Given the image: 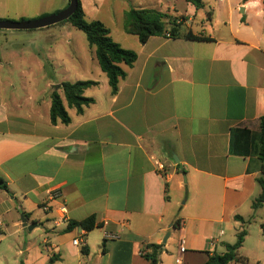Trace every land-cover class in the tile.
I'll return each mask as SVG.
<instances>
[{"label":"crops","instance_id":"0c3cea01","mask_svg":"<svg viewBox=\"0 0 264 264\" xmlns=\"http://www.w3.org/2000/svg\"><path fill=\"white\" fill-rule=\"evenodd\" d=\"M44 2L0 0V20L39 19L69 5L60 0L64 7L46 10ZM203 3H189L192 15L178 12L182 36L119 43L138 58L124 67L116 95L93 51L98 66L74 71L77 81L98 83L84 94L95 102L78 113L59 90L68 125L51 122L53 90L70 82L66 75L48 79L46 62L58 61L52 51L31 52L37 74L11 70L29 45L0 55V178L8 188L0 186V264H149L143 254L152 245L162 246L159 264H205L244 230L239 256L264 264V205L253 208L262 194L261 163L230 150L235 129L257 134L264 116V2ZM155 6L141 9L177 11ZM189 32L204 40L184 38ZM4 65L10 70L2 74ZM185 176L192 197L181 203L174 193L184 189ZM54 189L62 198L49 202ZM47 202L49 213L41 209ZM62 204L68 221L55 226ZM91 216L102 242L91 239L94 230L71 226ZM104 230L120 239L105 241ZM83 231L85 243L73 245Z\"/></svg>","mask_w":264,"mask_h":264},{"label":"trees","instance_id":"16d2710c","mask_svg":"<svg viewBox=\"0 0 264 264\" xmlns=\"http://www.w3.org/2000/svg\"><path fill=\"white\" fill-rule=\"evenodd\" d=\"M197 9L204 7L203 0H186ZM264 2V0H263ZM69 23L82 31L91 47L95 48L96 58L103 73L108 78L112 95H116L119 90L120 82L126 78L127 71L124 67H132L136 62L138 55L135 51L126 49L117 43L112 35L110 28L99 20L88 21L81 0L76 12L68 20L59 23ZM167 24L171 29H167ZM126 33L137 36L139 41L144 44L153 36L179 37L181 35V24L169 16L167 13L155 9H131L126 15V24L124 27ZM186 39L204 40V38L194 36L191 32L183 35ZM98 85L95 81H77L63 82L57 85L51 95V122L68 125L71 122L70 115L64 105L59 90H62L67 104L70 108H75L78 113H82L85 107L90 106L95 101L86 97L85 91ZM230 150L233 154L239 156H255L261 163L263 176L258 179L262 188V194L253 203V208L257 209L264 205V116L259 121V131L257 134L247 129L236 128L231 138ZM0 186L8 191L6 184L0 178ZM238 218L243 219L238 216ZM71 226L81 227L86 231H92L97 225L95 216H91L81 222H75ZM103 227V226H102ZM247 232L244 230L237 236L234 245H227V251L222 254H214L209 257L205 264H231L232 262L247 263L246 258L239 256ZM82 252L88 253V248L83 247ZM162 246L152 245L149 252L143 254L149 264H159Z\"/></svg>","mask_w":264,"mask_h":264},{"label":"rangeland","instance_id":"374dc122","mask_svg":"<svg viewBox=\"0 0 264 264\" xmlns=\"http://www.w3.org/2000/svg\"><path fill=\"white\" fill-rule=\"evenodd\" d=\"M81 2L86 8L87 20H99L105 23L111 29L113 39L117 43H122L125 47H132L134 40L137 38L134 35H127L124 29L126 15L131 9L156 7L155 5H157V2H160L163 6H159L158 8L162 7L164 10H167V7L176 6L177 11H171L170 15L178 21L180 19L185 21V17L183 16L192 15L190 10L192 6L186 0H81ZM59 5H62L60 0H45L44 2L46 10L55 8ZM178 12H181L184 15L180 17ZM50 15L52 14H49V16ZM13 17L15 18V16ZM25 20L29 21L36 19L25 18ZM166 26L168 30L171 29L170 24H167ZM125 38H130V41L126 42ZM57 40H60V42H57ZM66 40H72V44L66 47L64 43ZM22 44L29 45V48H26L25 51L26 59L21 58L22 60H18L14 58L15 60L12 63L13 67L11 70L15 73L27 69L29 73L37 74V64L31 61V52H39L41 55H46L49 51H52L53 55L57 57L58 61H55L54 63L46 62V75L48 79L52 81L60 79L62 75H66L67 80L70 82L77 81L79 78H76L77 76L74 69L88 67L92 70L94 66H98L96 64V59L95 62L92 61L95 48L89 45L86 35L82 31L69 23L56 24L36 30H0L1 56L5 57V55H7V49L12 50L17 45ZM7 70H10L8 65H4L1 69L2 74H5ZM98 70L102 72L101 69ZM91 77H96V73L94 72ZM15 81L17 83L20 82L19 79H16ZM61 93L63 95V91H61ZM186 180L187 177L185 176L184 189L180 192L174 193L177 199V195L180 196L181 194V203H184L187 198L191 199L192 197V189L187 184ZM263 214L264 213H261V215ZM261 215L257 216L258 220L261 218ZM254 226L256 225L254 224ZM101 236L102 231L100 229L91 232L92 240L101 241Z\"/></svg>","mask_w":264,"mask_h":264},{"label":"water","instance_id":"95a60500","mask_svg":"<svg viewBox=\"0 0 264 264\" xmlns=\"http://www.w3.org/2000/svg\"><path fill=\"white\" fill-rule=\"evenodd\" d=\"M78 5L79 0H69V5L64 10L36 20H0V30H36L47 28L62 23L71 18L72 15L76 12ZM23 222L24 225L27 226V221L25 218H23ZM35 227L36 224H33L32 226H29V229L33 230ZM170 234V232L167 234L164 239V243L167 242L168 238L170 237Z\"/></svg>","mask_w":264,"mask_h":264},{"label":"built area","instance_id":"2783aa9c","mask_svg":"<svg viewBox=\"0 0 264 264\" xmlns=\"http://www.w3.org/2000/svg\"><path fill=\"white\" fill-rule=\"evenodd\" d=\"M220 1H223V0H220ZM62 198V193L60 192V190L58 189H54V190H51L50 193H49V202H55V201H58ZM49 202L45 203V204H42L41 205V209L45 212V213H49L51 212V205L49 204ZM60 214L55 217L54 219V225L55 226H59L61 224H64L68 221V216H67V213H68V210H67V206L65 204H62L59 208H58ZM105 224H107V222H105ZM104 228V226H103ZM85 231H83L78 237H76L74 240H73V245L75 246H82L84 243H85ZM117 239H120V233L118 232H110L108 230H104V240L105 241H108V240H117ZM48 242H46L47 244ZM213 244V242H212ZM185 240L182 239L180 241V252L181 253H184L185 252ZM177 264H182V261L180 258H177L176 260Z\"/></svg>","mask_w":264,"mask_h":264}]
</instances>
